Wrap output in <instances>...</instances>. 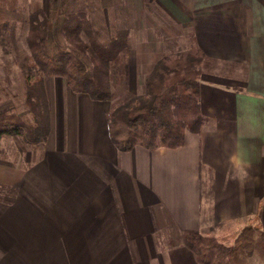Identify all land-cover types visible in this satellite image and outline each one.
<instances>
[{"label": "crops", "instance_id": "1", "mask_svg": "<svg viewBox=\"0 0 264 264\" xmlns=\"http://www.w3.org/2000/svg\"><path fill=\"white\" fill-rule=\"evenodd\" d=\"M131 4L133 96L166 51L154 6L169 20L167 36L187 30L219 61L201 73L202 133L186 130L176 148L121 151L110 137L112 103L50 77L41 154L0 156V184L14 188L0 198V264H201L183 232L207 219L254 217L264 232V0Z\"/></svg>", "mask_w": 264, "mask_h": 264}, {"label": "trees", "instance_id": "2", "mask_svg": "<svg viewBox=\"0 0 264 264\" xmlns=\"http://www.w3.org/2000/svg\"><path fill=\"white\" fill-rule=\"evenodd\" d=\"M66 3L58 0L51 13L38 7L20 14L17 0H0L2 40L8 36L10 20L13 37L20 20L27 31V50L18 53L16 62L24 75L25 103L31 111L25 119L0 109V139L16 135L32 146L43 143L50 131L47 78L64 77L73 91L110 101L115 94L113 77L126 74L129 28H116L111 36L103 37L88 10H71ZM218 62L197 45L185 55L165 53L146 78L144 93L112 105L108 118L115 146L121 151L135 145L151 150L176 148L184 145L186 130L202 133L201 73L213 70ZM223 225L211 234L183 232L184 243L201 264H264V232L256 218L238 227L230 220Z\"/></svg>", "mask_w": 264, "mask_h": 264}, {"label": "rangeland", "instance_id": "3", "mask_svg": "<svg viewBox=\"0 0 264 264\" xmlns=\"http://www.w3.org/2000/svg\"><path fill=\"white\" fill-rule=\"evenodd\" d=\"M57 2L58 0H17L20 14H29L38 7H42L48 13H51L54 4ZM131 3L132 0H67L66 4H68L71 10H88L90 17L96 21L98 26H101L102 36L109 37L116 28L130 27V25L133 24ZM154 8L156 10L151 11V13L160 17L159 22H161V25H159L157 32L160 38L165 41V53L185 55L190 47L193 46L191 32L186 30L183 35L178 37L167 36L165 30L169 27V20L160 10H157L155 6ZM9 25H13L12 20H10ZM10 26L7 30L8 36L3 40V36H0V109L10 110L28 119L31 117V111L25 103L26 82L22 69H20L16 62L18 53L21 54V52L27 50V31H25L23 27L24 22L20 20L16 23L15 37H13L10 35ZM127 59L126 57V66ZM236 70L239 73H244V69L239 68ZM125 75L123 77H113L111 81L115 93L114 98L110 100L112 105L123 100L125 97L133 96L127 89L128 77L127 74ZM42 145L43 143L38 146H32L23 142L19 136L5 135L0 139V156H7L19 162H25L26 158L33 161L41 154ZM13 193V187L0 184V198L10 196ZM225 220H233L237 227L245 222L243 218H228ZM225 220L220 221L215 217H211L206 220V223H203V227L199 232L203 234L216 233L224 226L223 222H227ZM257 262L258 261L255 263Z\"/></svg>", "mask_w": 264, "mask_h": 264}]
</instances>
